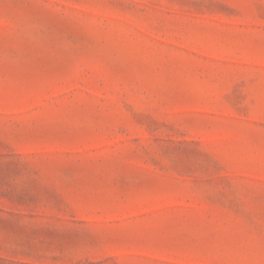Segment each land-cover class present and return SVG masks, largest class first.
<instances>
[{
	"label": "rangeland",
	"instance_id": "rangeland-1",
	"mask_svg": "<svg viewBox=\"0 0 264 264\" xmlns=\"http://www.w3.org/2000/svg\"><path fill=\"white\" fill-rule=\"evenodd\" d=\"M0 264H264V0H0Z\"/></svg>",
	"mask_w": 264,
	"mask_h": 264
}]
</instances>
